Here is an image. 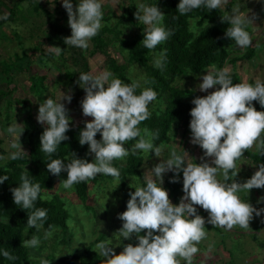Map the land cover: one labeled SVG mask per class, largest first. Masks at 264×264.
I'll use <instances>...</instances> for the list:
<instances>
[{"label":"clouds","instance_id":"clouds-1","mask_svg":"<svg viewBox=\"0 0 264 264\" xmlns=\"http://www.w3.org/2000/svg\"><path fill=\"white\" fill-rule=\"evenodd\" d=\"M226 2L179 0L177 10L180 14L189 13L201 6L212 10ZM62 3L71 28V35L64 37V42L66 45L88 48L90 39L103 26V0H75V6L74 0H62ZM134 15L145 26L141 43L147 49H155L173 34L172 29L162 24L165 13L158 3L141 2ZM7 16L6 12L0 14V19H6ZM252 19L242 13L239 7L221 16V20L228 24L225 35L241 49L253 44L252 36L247 31ZM48 48L57 56L63 50L58 45ZM166 51L163 49L154 59L156 67H164ZM197 75L202 80L196 87L207 92V95L193 98L189 128L190 142L203 150L201 162H190L187 158L191 156L187 151L179 154L172 148L166 160L160 159L150 168L148 174L143 176V186H136L135 191L129 193L126 210L118 213L122 226L117 232L124 239H131L135 235L138 243L124 244L123 250L117 254L108 241L100 240L94 250L98 249L106 258L105 264H181L178 257L183 258L186 264H192L194 255L199 251L198 242L207 236L206 222L228 229L235 225L248 229L253 214L260 216L264 213V207L257 208L238 195L241 189L249 193L253 187H264V162L259 163L258 169L244 182L235 179L226 182L230 178V170H235L232 172L233 177L237 175V159L254 143L261 155H264V137H261L264 132V107L257 110L253 104V101H258L264 106V80L234 83L227 66L220 68L215 65L210 66L206 73ZM76 82L86 93L80 101L82 113L93 117L85 120V126L79 131V143L88 144V154L93 155L92 160L79 157L75 152L67 161L59 157L51 158L58 145L69 139L67 132L72 126V118L63 101L71 102V89L62 91L58 100L52 97L44 99L43 103H39L36 116L37 121L44 126L40 134V149L49 154L46 167L56 176L62 171L67 172V178L60 182L64 188L71 189L74 184L95 178L97 174L119 177L120 170L112 162L126 157L130 149L125 146V142L137 137L139 139L131 147L133 153L143 150L161 156V147L153 143V139L158 138V131L145 128V135L141 136L138 127L141 121L151 115L149 104L158 95L153 88L145 87L137 93L136 89L140 86L138 80L125 83L107 70L95 75L80 72ZM214 86L218 87L209 92ZM19 124L15 121L6 131L21 141L24 129L19 128ZM97 133L101 134L100 139L96 138ZM11 148L16 150L9 153L10 159H18L26 153L21 142L13 140ZM4 159L3 154H0V160ZM168 171L175 173L169 178L172 182L179 181V174H183V195L179 203H173L168 190L163 187V174ZM221 171L225 182L217 178V173ZM8 178L7 174L0 175V184ZM10 191L14 203L27 210V225L41 228L47 218V209L36 207L35 204L40 198V183H34L26 171L21 174L18 186L11 187ZM259 202H264V196L259 198ZM197 205L207 210V217L199 214ZM51 235V230L45 232V238ZM40 243L36 235L23 241L25 246L32 248L38 247ZM0 254L10 260L17 259L7 249L0 248ZM40 264H51V260L40 257Z\"/></svg>","mask_w":264,"mask_h":264},{"label":"rangeland","instance_id":"rangeland-1","mask_svg":"<svg viewBox=\"0 0 264 264\" xmlns=\"http://www.w3.org/2000/svg\"><path fill=\"white\" fill-rule=\"evenodd\" d=\"M16 1L14 3L17 8L14 9L12 19L0 27V154H3L5 158L0 160V167L10 160L9 153L16 150L11 148L13 140L16 143L21 142L26 152L28 149L26 140L23 139V133L20 141L19 138L12 137L6 131L8 126L17 121L20 123L18 127L24 129L26 117L32 112L35 118L38 113L39 103H43L47 97L58 100L62 95V91L67 92L71 89L73 96L71 102L63 101L69 109L68 115L72 118L70 121L71 127L83 125L85 120L93 119V117L84 116L82 113L80 101L86 93L76 82L79 77V71L70 62V52L67 51L65 56H63L61 51L59 56H57L54 52H50L48 48L51 45L62 47V43L53 38L50 26L56 8L63 12V16L68 22V14L65 12L62 0ZM141 2L150 4V0H103V26L117 27V29L122 31V36L129 39L143 38V28L140 27L142 23L136 17L130 21L124 13L126 9L135 13L137 5ZM14 3L12 6H15ZM12 6L10 5V7ZM236 7H239L242 13L253 18L252 22L247 26V30L252 36L253 44L246 49H241L237 46L229 47V60H234L235 62L233 64L226 63L224 67L227 66L230 69V73L236 72L240 82L255 83L257 79L264 80V0H227L226 3L220 6L224 14H230L232 9ZM103 37L107 43L106 54L95 49V43L92 39L89 41L88 48H80L84 61L88 65L87 72L93 75L101 71H109L107 55L115 60L118 65L126 64L128 61L126 52L113 39V35L107 33ZM250 51L252 55L248 58L247 54ZM18 60L21 62L29 60L30 63L25 64L22 69L14 72L10 66H13ZM206 71L207 69L202 73H206ZM75 72L77 76L73 82L69 78H72V74ZM69 74H71V77ZM127 74L132 81H139V87L144 88V73L138 65L128 64ZM67 75L69 76L67 77ZM31 77L42 80V93L43 88L46 91V95H43L45 96L43 101L38 100L37 95H35ZM201 80L202 77H198V75H187L175 82L180 88L191 90L192 95L186 101L192 107H194L192 100L195 96L207 95V92L200 91L196 87ZM71 82H73L74 88H72ZM77 90L80 92L79 95L76 94ZM214 90L215 86L208 91ZM156 107V100L149 104L151 111L156 109ZM138 127L140 128L139 125ZM183 134L181 129H175L171 133L169 144L161 147L160 157L155 156V154L151 155V151L137 150L135 152L143 157L142 165L139 168L141 176H129L127 178L125 190L128 196L131 191H135L134 187L143 186L145 183L143 176L148 174L150 168L158 163L160 159L166 160L172 148H175L179 154L187 151L189 156H191L187 158L190 162H201L202 148L190 142V132L186 135ZM263 136L264 132L261 133V137ZM137 138L134 139L137 140ZM136 140L132 145L135 144ZM129 141H126L125 145ZM246 150L257 152L256 143ZM129 152H132L131 149ZM205 159L210 160L211 158L205 157ZM236 170L239 171L232 179L244 182L254 174L257 167L251 159L244 155L238 161ZM63 173L64 171L60 174ZM169 173L170 171L163 174V187L168 190L172 202L179 203L183 195V174L182 172L179 174L180 180L177 181L180 188L179 193L176 197H173L166 186V179ZM66 175L59 176L55 188L52 191L45 192L44 196L47 199L59 196L65 201L70 214L68 230L64 233L60 228H54L51 231L52 235L47 238H45V232L42 230L35 233L24 230L23 236L25 239L36 235L41 240L38 247H29L30 264H40V257L51 260V264H65L62 262L64 257L85 247H90L94 250L100 240L108 241L117 254L123 250L124 244L138 243L135 235L131 239H124L117 232L122 226L118 213L126 210L122 202L124 194L119 180L107 181L103 174H97L98 183L91 186L88 200L85 203H81L77 200L72 189H66L60 183L62 179L67 178ZM217 178L225 182L222 171L217 173ZM238 195L242 200H248L257 208L263 207V202L258 203V201L261 196H264V187H253L249 193L247 190L241 189ZM197 208L199 214L205 217L208 216L207 210L203 209L202 206L197 205ZM249 223L250 227L248 229L241 228L239 225L228 229L206 222L205 231L207 236L198 242L199 251L194 255L192 264H254L251 260V258L254 259L253 257L260 264H263L264 213L260 216H256L254 213ZM121 240H123V243H121ZM94 251L98 252L103 260L106 259L98 249ZM178 259H180L181 264H186L183 258L178 257Z\"/></svg>","mask_w":264,"mask_h":264},{"label":"trees","instance_id":"trees-1","mask_svg":"<svg viewBox=\"0 0 264 264\" xmlns=\"http://www.w3.org/2000/svg\"><path fill=\"white\" fill-rule=\"evenodd\" d=\"M157 3L165 13L162 24L166 28L172 29L173 34L167 40L158 44L155 49L145 48L141 43L143 38L129 39L123 37L120 29L107 25L102 26L98 34L91 39L95 43V49L106 54L107 43L103 36L107 33L111 34L113 39L119 43L121 49L126 52L128 61L122 65H118L115 60L107 55L108 69L114 74V77H119L123 82L130 84L133 81L127 74L128 64H136L143 70L144 88L151 87L158 95L155 99L157 101L156 109L152 111L149 109L151 112L150 117L139 124L142 131L141 136L145 135V128L153 132L158 131V138H154L153 143L162 147L169 144L171 133L175 129H181L185 135L191 131L189 123L192 105L186 99L192 95V92L191 90L180 88L175 82L187 75L202 73L212 65L222 68L226 63L233 64L235 61L229 60V47L236 46V44L235 41L225 35L228 24L221 20V16L225 14L220 7L209 10L201 6L189 13L180 14L177 10L179 0H150V4ZM16 8V5L13 6L7 18L0 19V24L9 22ZM65 12H67L66 8ZM124 13L130 21L135 17L134 13L127 9ZM64 17L63 12L56 8L50 22L53 38L62 43L63 50L61 53L63 56H65L67 51L70 52V62L78 68L79 73L87 72L88 65L84 61L82 50L76 46L66 45L64 42L63 38L71 35L70 25ZM140 27L143 28L144 25L141 24ZM163 49L167 50L165 53L166 60L164 61V67L159 68L154 65V59ZM251 55L252 52L250 51L247 57L249 58ZM29 63V60L23 62L18 60L10 68L12 71L17 72L25 64ZM76 74V72L73 73L72 78L69 79L74 82ZM230 74L234 83L240 82L236 72L233 71ZM69 75L71 77V74ZM31 81L35 95H37L38 100L43 101L45 98L43 95H46V91L43 88L42 93V80L31 77ZM73 82H71L72 88H74ZM142 89V87H138L136 92L139 93ZM76 94H80L79 90H77ZM253 104L257 110H261L264 107L258 101H253ZM36 116L34 118L33 113L30 112L24 120L23 139L27 143V152L18 159H10L4 166L0 167V175L7 174L9 177L0 184V248L7 249L17 257L15 260H10L0 254V264H30L29 247L23 244L25 240L23 236L24 230L31 233L41 230L44 232L52 231L54 228H60L64 233L68 230L70 214L65 201L59 196H53L51 199H47L44 196L45 192L52 191L55 188L58 177L67 174V172L64 171L63 174L56 176L47 169L46 163L49 162V154L40 149V134L43 132L44 126L37 121ZM84 126L83 124L70 127L67 132L69 139L62 141L58 145L56 152L51 154V158L59 157L67 161L73 157V152H75L79 157L92 160L93 155L88 154V144L81 145L79 143V131ZM100 136L101 134L97 133L96 138L100 139ZM135 140H130L125 146L131 149V145ZM151 155H154V152H151ZM244 155L252 160L257 169L259 163L264 162V155H261L259 151L245 150L244 154L237 159L236 165ZM142 162L143 157L138 153L129 152L125 159H115L112 162L120 170L119 177L103 175L107 181L119 180L124 194L122 202L125 209L127 206L126 202L129 199L125 190L127 178L129 176H141L139 168ZM26 171L34 183L39 182L41 185L40 198L35 202L36 207L47 209V218L39 229L27 225V210L20 208L19 205L14 203L13 195L10 191L11 187L18 186L21 174ZM233 171L235 170H230V178L226 182H231ZM174 174L170 171L166 179V186L171 195L176 197L180 190L179 184L169 179ZM98 180V176H96L73 185L71 189L79 202L85 203L88 200L91 186L97 184ZM28 211L32 210L29 209ZM49 226H52L51 229H49ZM62 262L65 264H105L101 255L90 247L74 251L64 257Z\"/></svg>","mask_w":264,"mask_h":264},{"label":"crops","instance_id":"crops-1","mask_svg":"<svg viewBox=\"0 0 264 264\" xmlns=\"http://www.w3.org/2000/svg\"><path fill=\"white\" fill-rule=\"evenodd\" d=\"M14 1H16V0H0V14H3V13H8V15H9V13H10V11H11V8L13 7L12 5H13V3H14ZM17 1H19V0H17ZM16 1V2H17ZM13 2V3H12ZM12 3V4H11ZM10 5L12 6V7H10ZM14 5H16L15 3H14ZM3 24H0V27L2 26ZM261 253V252H260ZM254 259H252L251 258V260L254 262V264H260V262L255 258V257H253ZM263 264H264V260H263V262H262Z\"/></svg>","mask_w":264,"mask_h":264}]
</instances>
